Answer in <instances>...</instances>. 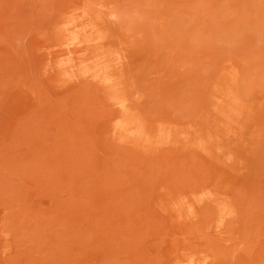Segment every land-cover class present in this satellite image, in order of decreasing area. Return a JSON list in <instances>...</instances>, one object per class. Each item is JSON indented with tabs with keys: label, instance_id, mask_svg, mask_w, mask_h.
Wrapping results in <instances>:
<instances>
[{
	"label": "rangeland",
	"instance_id": "1",
	"mask_svg": "<svg viewBox=\"0 0 264 264\" xmlns=\"http://www.w3.org/2000/svg\"><path fill=\"white\" fill-rule=\"evenodd\" d=\"M0 264H264V0H0Z\"/></svg>",
	"mask_w": 264,
	"mask_h": 264
}]
</instances>
